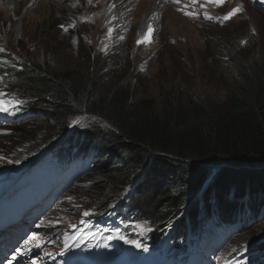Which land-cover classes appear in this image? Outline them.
<instances>
[{
	"label": "rangeland",
	"instance_id": "rangeland-1",
	"mask_svg": "<svg viewBox=\"0 0 264 264\" xmlns=\"http://www.w3.org/2000/svg\"><path fill=\"white\" fill-rule=\"evenodd\" d=\"M201 4L206 7H200ZM237 7L242 11L230 20L215 19H222ZM178 8L183 11H177ZM184 11L195 14L186 16ZM205 12L214 19H205ZM149 25L153 29L150 43L138 45L137 40L144 39ZM109 28L113 29L110 36ZM0 49L10 53L13 59L5 63L0 59V106L5 108L11 103L28 102L15 88L5 86L9 75L21 73L25 67L33 74L49 78H67L73 73L88 75L97 79L109 94L117 93L118 99L135 96L139 101L152 103L160 113L187 109L201 102L222 104L239 81L238 67L250 71L264 58V0H224L219 7L208 4L207 0H197L195 5L192 0H179V3L174 0H0ZM46 101L54 103L52 97ZM43 108L42 105L40 109ZM79 110L83 120L92 119L105 125L97 112L83 106ZM47 112L42 111L45 116L41 118L14 125L0 122V224L15 226L24 233L20 247L38 264H50L66 253L72 259L65 264L72 261L106 264L109 257H114L115 249L101 245L100 240L89 247L74 244L75 251L69 247L64 251L65 243H71L72 235L76 234L72 231L81 228L79 223L83 220L88 223L105 218L102 227L103 231L108 228L107 234H115L121 225L129 226L127 221L120 223L116 219L107 225L112 214L106 210L94 215L100 202L93 198L102 201L109 195V184L94 176L95 170L84 173L68 186H62L65 177L57 175L52 181L59 178V182L43 188L35 178L40 172L16 188L26 173L25 168L18 175L8 177L2 170L15 156L20 157L30 149H36L37 156L60 143L47 142L43 137L44 127L54 122ZM19 189L22 192L15 193ZM9 191L15 194L2 199ZM115 205V202L107 203L105 209ZM85 212L89 215L85 216ZM258 221L259 218L246 221V229H264L256 227ZM133 229L140 232L142 224ZM235 232L236 229L230 231L229 241L218 242L214 235L208 254L210 264H243V254L227 258L241 248L238 245L243 239ZM171 234L170 231L167 239L163 234L158 249L150 247L145 256L123 253L119 264H161L163 258L158 251ZM92 235L87 233V239ZM27 240L29 244L25 243ZM203 241L198 243L196 251L202 248ZM126 247L131 250L135 246L128 243Z\"/></svg>",
	"mask_w": 264,
	"mask_h": 264
},
{
	"label": "trees",
	"instance_id": "trees-1",
	"mask_svg": "<svg viewBox=\"0 0 264 264\" xmlns=\"http://www.w3.org/2000/svg\"><path fill=\"white\" fill-rule=\"evenodd\" d=\"M0 59L13 62L8 52H0ZM238 69L239 81L224 103L201 102L160 113L135 96L118 99L88 75L49 78L25 67L9 75L5 86L28 102L11 103L6 122H28L48 111L54 122L44 127L43 137L60 143L33 167L45 151L35 156L36 149H30L2 170L8 177L30 167L28 176L40 172L48 181L61 171L65 184L82 165L85 173L95 170L94 176L109 184L106 199L93 198L101 203L95 215L109 212L113 206L105 209L107 203L118 204L116 213L129 226L117 245L132 254L145 256L172 231L170 240L164 239L163 255L167 262L184 263L204 235L199 255L210 248L214 235L218 242L229 241L236 229L241 248L227 258L243 254V264H264V229L247 230L245 224L259 218L255 225L264 228V58L250 71ZM80 106L97 112L105 125L83 120ZM139 224L140 232L133 229ZM128 243L135 247L128 249Z\"/></svg>",
	"mask_w": 264,
	"mask_h": 264
},
{
	"label": "bare ground",
	"instance_id": "bare-ground-1",
	"mask_svg": "<svg viewBox=\"0 0 264 264\" xmlns=\"http://www.w3.org/2000/svg\"><path fill=\"white\" fill-rule=\"evenodd\" d=\"M14 227L15 226H5L4 224H0V264H38L36 260L31 259L26 252L22 251L20 243L24 233L18 232L19 229L16 230L17 228ZM17 233L20 234V236H17ZM25 243L29 244L30 242L27 240ZM30 251L33 252L35 250L31 249ZM69 259L70 253H67L59 259L50 262V264H60ZM70 264H74V261ZM75 264L81 263L77 262Z\"/></svg>",
	"mask_w": 264,
	"mask_h": 264
},
{
	"label": "snow or ice",
	"instance_id": "snow-or-ice-1",
	"mask_svg": "<svg viewBox=\"0 0 264 264\" xmlns=\"http://www.w3.org/2000/svg\"><path fill=\"white\" fill-rule=\"evenodd\" d=\"M175 3H179V0H174ZM197 2V0H192V4L195 5ZM207 3L208 4H215L217 7L219 6H222L223 3H224V0H207ZM189 6L188 5H184V8H188ZM200 7L204 8L206 7V4H201ZM177 11H183V9H180L178 8ZM240 11H242V8L240 7H237L235 9H232L230 12H228L226 15H224L221 18H215L216 20H219L220 22H223V21H228L230 20L233 16H235L236 14H238ZM184 15L186 16H192L194 15V11L193 12H189V11H184L183 12ZM204 18L205 19H208V20H213L214 18L211 17L210 15L207 14V12L204 13ZM62 28L64 27L63 25L61 26ZM65 31H67V28L64 29ZM113 29L112 28H109V31H108V35L110 36L111 33H112ZM152 32H153V29L151 27V25H149V28H148V31L144 34V39H138L137 40V44H141V43H150V38H151V35H152ZM121 39H123V37H121ZM0 51H3L2 49H0ZM8 111V108H5V107H2L0 106V112H7ZM85 216L89 215L88 212H85L84 213ZM139 245H137L138 247Z\"/></svg>",
	"mask_w": 264,
	"mask_h": 264
}]
</instances>
